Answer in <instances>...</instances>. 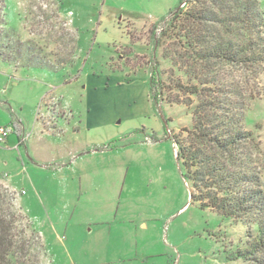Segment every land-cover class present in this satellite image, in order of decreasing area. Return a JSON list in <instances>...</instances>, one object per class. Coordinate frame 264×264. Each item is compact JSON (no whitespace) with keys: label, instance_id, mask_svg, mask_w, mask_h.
<instances>
[{"label":"rangeland","instance_id":"rangeland-1","mask_svg":"<svg viewBox=\"0 0 264 264\" xmlns=\"http://www.w3.org/2000/svg\"><path fill=\"white\" fill-rule=\"evenodd\" d=\"M181 1L0 0V220L18 264H264L245 257L258 233L192 202L177 161L193 112L171 103L187 78L162 33ZM228 70L264 184V72Z\"/></svg>","mask_w":264,"mask_h":264},{"label":"trees","instance_id":"trees-1","mask_svg":"<svg viewBox=\"0 0 264 264\" xmlns=\"http://www.w3.org/2000/svg\"><path fill=\"white\" fill-rule=\"evenodd\" d=\"M162 38L173 46L164 58L187 78L174 88L184 99L169 102H182L193 112V126L172 136L191 201L249 223L258 233L251 235L245 252L250 260L264 253V184L255 157L257 140L243 123L246 95L227 69L241 68L256 81L264 72L260 0H182ZM5 224L0 220V264H18L16 251L6 247Z\"/></svg>","mask_w":264,"mask_h":264},{"label":"built area","instance_id":"built-area-1","mask_svg":"<svg viewBox=\"0 0 264 264\" xmlns=\"http://www.w3.org/2000/svg\"><path fill=\"white\" fill-rule=\"evenodd\" d=\"M14 130H12L9 127H0V143L4 142L12 133ZM27 141V136H21V140L19 141V145L25 144Z\"/></svg>","mask_w":264,"mask_h":264},{"label":"crops","instance_id":"crops-1","mask_svg":"<svg viewBox=\"0 0 264 264\" xmlns=\"http://www.w3.org/2000/svg\"><path fill=\"white\" fill-rule=\"evenodd\" d=\"M16 133H20L19 131H15ZM17 135V134H16ZM10 137V136H9ZM9 137L4 141V142H2V143H5V142H7L8 141V139H9ZM9 142H10V140H9ZM18 143H19V136L17 135V145H18ZM17 145H15L16 146V148H22V145H19L18 147H17ZM25 147H26V151H27V153H28V155L29 156H31V155H34L35 156V151L32 149V147L29 145V144H27V142L25 143V144H23ZM29 148H31V150L29 151ZM175 153H176V155H177V150L175 151Z\"/></svg>","mask_w":264,"mask_h":264}]
</instances>
